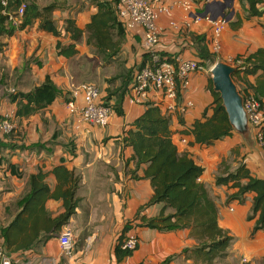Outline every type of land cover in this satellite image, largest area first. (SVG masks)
Returning a JSON list of instances; mask_svg holds the SVG:
<instances>
[{
  "label": "crops",
  "instance_id": "obj_1",
  "mask_svg": "<svg viewBox=\"0 0 264 264\" xmlns=\"http://www.w3.org/2000/svg\"><path fill=\"white\" fill-rule=\"evenodd\" d=\"M34 1L40 7L56 6L52 15L62 36L42 30L41 19L15 30L12 36H0V119L9 117L15 126L10 134L0 131V247L7 251L3 230L20 210L18 201L28 190L30 176L40 171L47 173L46 181L54 191L58 185L54 168L63 165L75 170L82 178L76 193L80 198L79 205L64 227L73 230L74 253L63 255L59 242L61 231L34 249L7 251L13 260L21 264H161L170 259V264H201L184 253L198 244L191 229L133 228L127 235L134 233L139 237L136 250L122 261L114 255L118 237L127 222L140 211L154 217L161 207L156 204L143 208L154 191L151 180L145 176L147 165L137 167L132 159L133 148L123 141L125 130L132 127L146 110V104L151 102L171 117L173 139L179 151L188 153L205 169L202 181L220 207V224L234 237L228 262L263 264L264 230L252 234L255 219H249L255 193H248L244 201L228 203L227 195L232 190L227 185H216L215 176L225 160L232 169L245 162L254 176L264 179V146L258 141L249 144V137L235 130L232 135L212 144H199L191 132L192 124L203 118L214 100L208 89V61H205L204 69L193 72L189 86L178 98L179 104L193 102L185 112L174 106L176 102L167 98L163 91L151 90L138 104L131 103L129 94L125 95L120 105L123 114L114 113L105 127L78 126L67 105L73 86L97 81L101 83L102 95L111 94L110 102L116 103L123 71L134 69L147 59L144 29L137 27L128 31L119 54L106 57L88 42L86 28L99 12V3L110 1L115 5L117 0ZM161 3L166 10L158 18L160 41L157 46L165 58L180 55L201 62L199 48L206 45L217 54L218 60L228 62L232 57H244L264 48V15L247 19L246 2L161 0ZM260 7L264 9V1ZM207 14L211 19L230 16L218 38V51L214 49V22L203 17ZM196 15L202 18L195 20ZM69 19L85 30L78 41L64 31ZM240 19L241 26L233 27L232 23ZM59 41L64 45L75 43L77 54L60 55ZM240 74L244 76L242 72ZM47 77L61 94L40 112L29 117L16 116L17 104L11 100L12 90L29 92ZM235 82L239 90L251 92L249 84L255 82V76L249 75L247 79ZM212 113L213 109L209 108L208 115ZM252 133L251 136L256 138L253 130ZM47 208L54 216L65 211L62 200L49 199Z\"/></svg>",
  "mask_w": 264,
  "mask_h": 264
},
{
  "label": "trees",
  "instance_id": "obj_2",
  "mask_svg": "<svg viewBox=\"0 0 264 264\" xmlns=\"http://www.w3.org/2000/svg\"><path fill=\"white\" fill-rule=\"evenodd\" d=\"M0 0V36H12L17 28L10 21V14L14 13L23 2H26L24 21L20 28L41 19L40 28L56 36H62L53 20L54 4L40 7L34 0ZM119 1L115 5L110 1L99 3V12L87 25L88 42L92 43L98 52L104 56H117L120 52L125 34L128 33L118 15ZM248 7L247 19L264 15L260 7L264 0H241ZM6 11V12H4ZM242 20L232 23L233 27H240ZM64 31L70 33L74 41H78L85 30L79 28L75 20H67ZM60 55L71 57L77 54L76 44H57ZM137 68L126 69L122 73V83L117 89V101L110 102L111 94L102 95V99L114 108L115 113L123 114L121 102L129 94L135 73L150 59ZM164 59L165 56L160 54ZM199 55L201 65L205 61L215 64L217 54L205 46H200ZM166 59V58H165ZM243 60L244 69L234 74V80L247 79L255 76V82L249 84L255 98L264 104V48L239 58ZM171 60V58H168ZM244 76H241V73ZM208 89L213 95V103L203 114V118L195 120L191 132L199 144L209 145L216 140L233 134L228 114L220 94L214 90L209 76ZM102 91V89H101ZM61 94V90L50 77L29 92H16L11 100L17 104L16 116L29 117L52 104ZM209 108L213 113L208 115ZM171 117L164 114L161 108L151 102L146 104L144 113L135 120L132 127L125 130L123 141L133 148L132 159L136 166L146 164L145 176L153 186V195L143 208L160 204L159 213L148 217L140 212L128 221L118 237L114 255L118 261L124 260L134 251L123 248L127 233L137 227L170 231L191 229L192 236L198 241L193 248H187L184 253L196 263L201 264H230L228 262L229 248L233 241L230 232L220 224V207L210 195L205 182L202 181L204 167L198 164L188 153H181L173 139ZM264 137V125L262 126ZM58 185L54 191L46 181L47 173L40 171L29 178L26 194L18 201L20 210L14 219L3 230L5 248L9 253L34 249L45 244L56 233L61 232L76 213L80 198L76 193L81 183V175L63 165L54 168ZM216 185H227L231 192L227 195V202L244 201L245 196L254 192L251 215L255 219L252 234L264 230V179L253 175L245 162H240L234 169L224 160L215 176ZM49 199L62 200L65 211L57 216L47 208ZM142 208V209H143ZM6 251V252H7ZM63 264V263H62ZM161 264H170V259Z\"/></svg>",
  "mask_w": 264,
  "mask_h": 264
},
{
  "label": "built area",
  "instance_id": "obj_3",
  "mask_svg": "<svg viewBox=\"0 0 264 264\" xmlns=\"http://www.w3.org/2000/svg\"><path fill=\"white\" fill-rule=\"evenodd\" d=\"M205 1L210 3L215 0ZM3 4L7 5L8 0H5ZM26 7V2H23L14 13L10 14V21L17 29L23 24ZM165 10L166 8L162 5L161 0L119 1L118 15L120 20H122L127 31L134 30L137 27L144 29L146 52L150 54V59L135 73L130 86L129 100L131 103H142L151 90H161L167 98L176 102L174 106L179 107L181 112H185L187 108L193 106V102L188 101L184 104H179L178 98L182 90L189 86L193 72L204 69V66L198 60L186 59L180 55L172 57L171 60L161 57L157 46L160 41L158 18ZM203 17L211 19L209 14ZM201 18L200 15H196L195 20H200ZM211 20H213L215 25L216 39L214 40V49L218 51L220 48L218 38L228 24L229 19L226 15H223ZM239 58L232 57L229 62L237 66L239 70H242L244 69L243 60ZM12 92L16 93V90H12ZM67 105L70 115L74 118L76 117L78 126L86 124L105 127L110 123L111 117L115 113L114 108L106 104L102 99L100 86L91 82L74 85ZM244 107L258 142L264 146L262 134L264 104H261L253 94H245ZM14 127V122L9 117L0 119V131L4 134H10ZM59 242L64 256H71L74 253L75 237L71 228L62 230L59 235ZM138 245L139 237L134 233H129L124 240L123 248L134 251ZM0 264L21 263L13 260L6 250L0 247Z\"/></svg>",
  "mask_w": 264,
  "mask_h": 264
},
{
  "label": "water",
  "instance_id": "obj_4",
  "mask_svg": "<svg viewBox=\"0 0 264 264\" xmlns=\"http://www.w3.org/2000/svg\"><path fill=\"white\" fill-rule=\"evenodd\" d=\"M217 17L214 16V20ZM230 19V16L228 17ZM239 70L235 65L218 60L211 68V80L214 90L220 94L229 121L235 131L248 138L252 134L248 113L244 107V96L234 80Z\"/></svg>",
  "mask_w": 264,
  "mask_h": 264
},
{
  "label": "rangeland",
  "instance_id": "obj_5",
  "mask_svg": "<svg viewBox=\"0 0 264 264\" xmlns=\"http://www.w3.org/2000/svg\"><path fill=\"white\" fill-rule=\"evenodd\" d=\"M220 55H222V54H220ZM236 58L238 59L239 58V56H236ZM217 61H218V59H217ZM119 62V61H118ZM118 62H117V64H118ZM227 63H229V64H232V62H227ZM213 65L214 64H211V63H209L208 62V67L209 68H207V69H209L208 70V72H209V76L211 75V72H210V70H211V68L213 67ZM120 67V66H119ZM137 68V67H136ZM106 74H110V72H107L106 71ZM91 83H95V84H97L98 86H100V88H101V83H99V82H97V81H93V82H91ZM252 129V128H251ZM253 134V133H252ZM258 140H256V138L252 135L251 137H249V144H252V143H258L257 142ZM251 215V214H250ZM247 261V260H246ZM244 262H245V260H244ZM264 264V263H263Z\"/></svg>",
  "mask_w": 264,
  "mask_h": 264
}]
</instances>
